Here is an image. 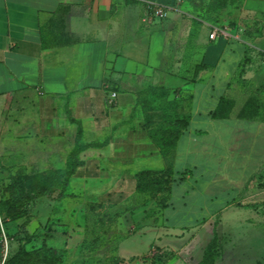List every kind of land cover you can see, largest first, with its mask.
<instances>
[{"label":"crops","instance_id":"1","mask_svg":"<svg viewBox=\"0 0 264 264\" xmlns=\"http://www.w3.org/2000/svg\"><path fill=\"white\" fill-rule=\"evenodd\" d=\"M147 2L167 6L165 17L148 12ZM207 2L0 0V172L18 167L27 174H63L76 159L69 183L107 200L117 189L135 192L136 175L148 170L136 168L161 157L143 126L140 92L178 82L185 44L191 48L190 119L178 141L187 151L206 150L209 136L219 133L216 124L229 121L211 117L221 94L235 78L256 88L264 67V0H243L234 25L212 24ZM60 9L70 12L68 42L47 45L42 23ZM213 29L224 34L210 39ZM236 122L256 125V132L264 127Z\"/></svg>","mask_w":264,"mask_h":264},{"label":"rangeland","instance_id":"2","mask_svg":"<svg viewBox=\"0 0 264 264\" xmlns=\"http://www.w3.org/2000/svg\"><path fill=\"white\" fill-rule=\"evenodd\" d=\"M242 1L208 0L209 21L234 25ZM69 13L60 9L43 21L45 44L68 42L65 21ZM182 51L178 82L144 88L139 108L152 134L159 132L167 138L163 156L136 168L151 173L146 183L157 180L159 184L136 192L129 187L117 189L114 200H107L100 199L97 190L71 180L63 199H55L58 191L52 197L38 198L30 205L28 217L15 219L3 212V258L14 253L19 243L30 249L44 241L55 252L46 264H199L216 235L213 264H264V127L256 132V125L236 122L264 125V67H260L262 81L256 88L235 78L232 88L221 94L219 114L229 121L216 124L219 133L210 135L207 149L196 153V148L186 150L183 139L173 144L179 126L172 121L178 117L184 122L190 116L191 83L186 81V72L191 48L185 44ZM173 65L170 61L167 66L172 72ZM22 170L10 167L8 174L0 172V206L6 198L5 176L25 175Z\"/></svg>","mask_w":264,"mask_h":264},{"label":"trees","instance_id":"3","mask_svg":"<svg viewBox=\"0 0 264 264\" xmlns=\"http://www.w3.org/2000/svg\"><path fill=\"white\" fill-rule=\"evenodd\" d=\"M149 87V86H148ZM150 87H158V86H150ZM143 92V90H142ZM142 92H140L139 97V108L142 104ZM173 95V94H172ZM169 101H174V98ZM191 101V97H190ZM222 102L220 100L219 106L215 108L212 112L211 117L216 120H226V117L219 114V107ZM191 104V103H190ZM151 109L148 108L147 111ZM190 116L186 117L184 122H181L178 117H175L172 121V124L175 126H179L177 128L176 134L173 136V144L179 140L183 131L186 130L189 126ZM143 126L149 130V136L151 142L159 149L160 155L163 156V152L165 151V146L167 145V138L165 134L161 133L152 134L148 122L143 119ZM166 131V130H165ZM171 131V130H169ZM74 150L70 158L73 160L74 155L76 153ZM70 165V169L65 173H45V174H27L20 175V173H16L14 175H10L8 177V183L3 187V193L6 195V198L3 200V205L0 206V214L3 212L7 215H10L12 218H21L28 217L30 213V205L35 202L40 197H52L55 191H58V194L55 196V199H61L66 192L67 184L69 183L70 177L74 174L75 167L78 162L76 159ZM77 162V163H76ZM151 175L148 171H141L136 175V191L149 190V188H154L159 184L157 180L151 182V184L145 182V177ZM27 176V177H25ZM25 178L30 179L28 183L25 181ZM23 229V225L20 226ZM24 238L29 239L28 234L25 230H23ZM217 237L214 235L210 244L206 247V250L203 254L202 260L199 264H213V249L216 246ZM54 250L46 247L45 242L43 241L41 246L38 248H30L27 249L25 245L19 243L17 250L12 254H7L6 257L3 258V255H0V264H46L47 257L53 256Z\"/></svg>","mask_w":264,"mask_h":264},{"label":"built area","instance_id":"4","mask_svg":"<svg viewBox=\"0 0 264 264\" xmlns=\"http://www.w3.org/2000/svg\"><path fill=\"white\" fill-rule=\"evenodd\" d=\"M146 8L147 11L150 12L153 16L162 19L165 17L166 12L168 10V7L156 2H147L146 3ZM218 34H224V32L222 30L219 29H213V31L211 32V34L209 35L210 39H213L215 36H217ZM263 64H264V60H263ZM115 97V94L112 93L110 95V97L108 98L109 103H112L113 98Z\"/></svg>","mask_w":264,"mask_h":264}]
</instances>
